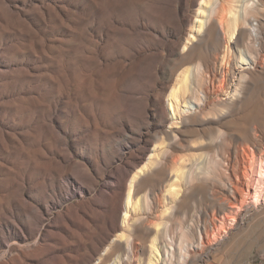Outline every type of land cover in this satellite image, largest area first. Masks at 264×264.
Returning a JSON list of instances; mask_svg holds the SVG:
<instances>
[{
	"label": "rangeland",
	"instance_id": "374dc122",
	"mask_svg": "<svg viewBox=\"0 0 264 264\" xmlns=\"http://www.w3.org/2000/svg\"><path fill=\"white\" fill-rule=\"evenodd\" d=\"M0 264H264V0H0Z\"/></svg>",
	"mask_w": 264,
	"mask_h": 264
},
{
	"label": "bare ground",
	"instance_id": "6f19581e",
	"mask_svg": "<svg viewBox=\"0 0 264 264\" xmlns=\"http://www.w3.org/2000/svg\"><path fill=\"white\" fill-rule=\"evenodd\" d=\"M242 58V59H241ZM240 59V63L242 64V68H249L251 66V61L248 60V59H244V57H241ZM187 108H190V106H186ZM132 187V186H131ZM130 191H131V188H129V192L127 194V198H126V207L128 206V202L130 203L129 201V195H130ZM126 215V212H124V216Z\"/></svg>",
	"mask_w": 264,
	"mask_h": 264
}]
</instances>
